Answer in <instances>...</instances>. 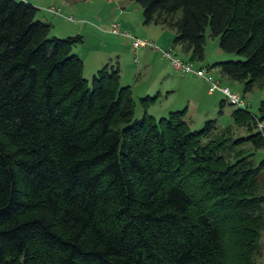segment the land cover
<instances>
[{
    "label": "trees",
    "instance_id": "1",
    "mask_svg": "<svg viewBox=\"0 0 264 264\" xmlns=\"http://www.w3.org/2000/svg\"><path fill=\"white\" fill-rule=\"evenodd\" d=\"M133 1L193 62L205 59L209 29L240 59L206 67L242 83L243 97L264 89V0ZM38 10L0 0V264H225L228 230L249 264L264 159L235 149H264V98L258 114L233 110L250 130L238 138L218 134L217 119L190 129L186 108L156 119L157 96L141 98L137 118L118 67L88 82L74 51L83 36L52 35Z\"/></svg>",
    "mask_w": 264,
    "mask_h": 264
},
{
    "label": "rangeland",
    "instance_id": "2",
    "mask_svg": "<svg viewBox=\"0 0 264 264\" xmlns=\"http://www.w3.org/2000/svg\"><path fill=\"white\" fill-rule=\"evenodd\" d=\"M32 3L39 8L36 17L52 23L51 34L57 36L62 31L66 33V30H70V26L82 27L87 34L84 44H79L75 47L74 51L82 57L83 60V75L91 82L93 75L98 71V66L102 62H109V55L112 53V60H116L117 53H114L113 46L116 44L115 40L117 36L110 33V25L106 24V20L98 21L97 15L103 11L100 8L103 0H25ZM135 5L140 6L133 0ZM54 6L59 13L56 15L47 11L48 7ZM141 7V6H140ZM143 11V10H142ZM129 17L130 21L134 19ZM62 30V31H61ZM132 32V31H131ZM68 34V33H66ZM133 35L140 39H149L145 37L141 32ZM95 37H101L103 42L102 46L97 49H93V45L97 44ZM207 43L205 47V60L208 62L220 61V60H236L240 59L233 53H227L220 49L219 38L210 37L209 29L206 33ZM122 45L118 53L121 57L119 63L121 66L122 82L132 85V97L135 101L134 114L139 118L143 114V105L141 102V94L146 91H152L154 93L159 92L157 98L154 101L149 102L148 112L159 119L161 117L168 116L170 111L183 110L185 106H188L185 119L192 130L201 129L205 122L209 119H217L218 130L217 133L222 137L231 136L238 138L239 136H246L250 130L247 125H237L232 118V112L235 110L234 105H230L225 101L222 107V113L219 114L220 102L224 99V96L219 91H215L212 94H208L207 85L205 83L197 82L193 76L183 75L176 72L168 59H164L161 54H150L149 60L151 61V67L143 77H139L135 81V69H134V51L132 49V41L127 39H121ZM157 45L161 46L157 43ZM145 49L141 48L138 51V60L142 62L145 58L143 56ZM167 49V48H165ZM91 50H99V56L95 55V52ZM195 61L196 65H199ZM213 76H217L216 72L211 73ZM196 81V83H193ZM225 82L229 85L231 91H234L243 96V85L238 81L225 79ZM198 85V86H197ZM196 89V90H194ZM264 98V89L255 86L252 91L245 95V100L250 103L249 110L258 114V106L260 101ZM258 129L263 128V124L259 123ZM257 130V127H255ZM242 150L246 154H251L250 157L255 160L256 164H259L264 159V149L255 150L252 147V143H243L236 146L235 151ZM235 152H233L234 154ZM256 189L257 193L264 194V168L258 173L256 177ZM264 207V206H263ZM262 222L261 233H259L258 250L253 251L249 258V264H264V211L260 215ZM260 223V221H259ZM227 243V263L229 264H248L244 259L243 251L244 246L241 244L238 235H233L231 230L227 231L226 242ZM234 241L233 243H231ZM232 257V258H231Z\"/></svg>",
    "mask_w": 264,
    "mask_h": 264
},
{
    "label": "crops",
    "instance_id": "3",
    "mask_svg": "<svg viewBox=\"0 0 264 264\" xmlns=\"http://www.w3.org/2000/svg\"><path fill=\"white\" fill-rule=\"evenodd\" d=\"M51 7H54V6H51ZM48 8H50V7H48ZM48 8H47V11H48ZM100 8H102L103 11L101 13L99 12V15H97L98 21H102L105 19L106 24L108 23L107 25H111L112 22H117L121 26L122 29L128 30L129 32L132 31L135 34H138V32H141L145 37H148L149 40H152L155 43L162 45L163 49H165V48H167L166 50L171 49L172 51H174V53L176 55H178L182 59L188 60L187 59L188 56L182 52L181 47L174 45L175 31L171 27L163 25V24H156V23L146 24L144 22L143 11H142L143 9L140 6L135 5L132 1H129V0H103V3H101ZM48 12H50V11H48ZM50 13L53 15H56L52 12H50ZM133 14L136 16L134 17V19L131 22L129 17L131 16V18H132ZM68 28H70V30H66V33H68V34H66L65 31L63 32L61 30L62 32L60 34L57 33L56 35L59 37H67V36H73L76 34H80L83 36V42L81 44H84V40L86 39L87 34H89L90 32L86 31V29H83L82 27H77V26L76 27L70 26ZM114 36H117V39L115 40L116 44L113 46V48L115 49V50H113L114 53H117L116 60L115 61L112 60V56H111L112 53H111L108 57L109 62L105 63V64H104V62H102L101 64H99L97 69L102 68L106 64H111V65L118 67L119 72H120V76H121V79H120L121 84L124 86L128 85L132 89L131 84H127V83H124L121 81L122 80V74H121V66L119 63V59H120L121 55H120V53H118L120 51L121 45H122L121 39H127V40H130V39L124 38V37H121L118 35H114ZM95 40L97 41V44L93 45V49L100 48L103 44L101 37H95ZM142 48H149V47H142ZM132 49H133V47H132ZM140 49L141 48H139L137 50L133 49V51H134V65L133 66H134L135 74H136L135 75V81H137L139 77H143L144 73H146L148 71V69L151 67V61L149 60V57H150L149 55L152 53H154V54L160 53L161 54V52L154 50L152 48L145 49V52L143 54L145 59L142 62H140L138 60V51ZM92 51L95 52V55L99 56V54H100L99 50H91V52ZM161 56L164 59H168V58L164 57L162 54H161ZM170 63H171V61H170ZM208 64H213V62L207 63V61L204 59V61L202 63H199V65H196V66L206 67V65H208ZM171 66H172V64H171ZM173 69H174V67H173ZM174 70L176 72H179L176 69H174ZM211 71H212V73L213 72L217 73V76L214 75V78L219 79L223 85L229 87V85L225 82V79H228V78L222 76L218 68L211 69ZM179 73H181V72H179ZM181 74L193 76L196 79H198L197 82L205 83L208 87L207 88L208 94H212L215 92V91L214 92L209 91V84L205 79L200 78L196 75H192V74H184V73H181ZM193 83H196V81H193ZM194 90H196V89H194ZM158 94H159V92L154 93L152 91H146L143 94H141L140 99L143 97H146V96H157ZM185 108L188 109V106H185Z\"/></svg>",
    "mask_w": 264,
    "mask_h": 264
},
{
    "label": "built area",
    "instance_id": "4",
    "mask_svg": "<svg viewBox=\"0 0 264 264\" xmlns=\"http://www.w3.org/2000/svg\"><path fill=\"white\" fill-rule=\"evenodd\" d=\"M48 11L54 14L59 13V10L54 7L48 8ZM109 31L111 34L130 39L132 41V47L134 50H137L142 47H149L161 52L164 57L168 58L171 61V64L174 69L184 74H192L205 79L209 84V91L221 92V94L224 96V98L229 104L234 105L238 108H246L250 105V103L245 100V97L234 91H231V89L228 86L223 85L219 79L214 78V76L211 74V69L207 67H198L196 66L195 62L191 60L182 59L181 57L176 55L171 49H163L152 40L140 39L134 36L128 30L122 29L117 22L111 23Z\"/></svg>",
    "mask_w": 264,
    "mask_h": 264
}]
</instances>
